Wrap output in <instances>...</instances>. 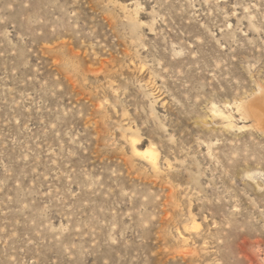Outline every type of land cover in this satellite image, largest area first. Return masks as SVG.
Returning a JSON list of instances; mask_svg holds the SVG:
<instances>
[{"label":"rangeland","instance_id":"obj_1","mask_svg":"<svg viewBox=\"0 0 264 264\" xmlns=\"http://www.w3.org/2000/svg\"><path fill=\"white\" fill-rule=\"evenodd\" d=\"M263 94L264 0H0V264H264Z\"/></svg>","mask_w":264,"mask_h":264},{"label":"bare ground","instance_id":"obj_2","mask_svg":"<svg viewBox=\"0 0 264 264\" xmlns=\"http://www.w3.org/2000/svg\"><path fill=\"white\" fill-rule=\"evenodd\" d=\"M263 95H264V94H263ZM263 97H264V96H263ZM263 97H262V98H263ZM259 99H261V98H259ZM263 100H264V99H263ZM260 102H262V101H260ZM256 105H257V104H256ZM258 105H259V104H258ZM263 105H264V103H263ZM259 106H262V105H259ZM254 107H255V106H254ZM257 108H258V107H257ZM257 108H255V110H256ZM257 110H259V109H257ZM251 111H254V110L252 109ZM261 111H262V110H261ZM254 112H256V111H254ZM262 112H263V111H262ZM262 112H261V113H262ZM257 114H258V113H257ZM258 117H260V116H258ZM263 117H264V116H263ZM261 119H263V118H261ZM262 121H263V120H262ZM260 123H261V122H260Z\"/></svg>","mask_w":264,"mask_h":264}]
</instances>
